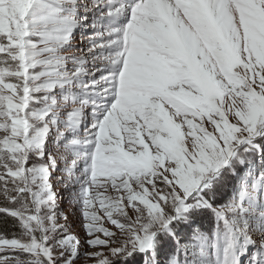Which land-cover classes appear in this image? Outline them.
<instances>
[{
  "label": "snow or ice",
  "instance_id": "snow-or-ice-1",
  "mask_svg": "<svg viewBox=\"0 0 264 264\" xmlns=\"http://www.w3.org/2000/svg\"><path fill=\"white\" fill-rule=\"evenodd\" d=\"M0 264H264V0H0Z\"/></svg>",
  "mask_w": 264,
  "mask_h": 264
}]
</instances>
